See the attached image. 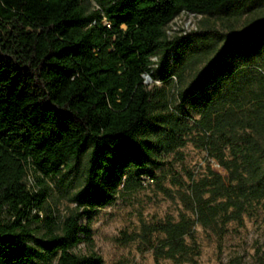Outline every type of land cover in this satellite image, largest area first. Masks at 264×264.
<instances>
[{"label":"trees","instance_id":"1","mask_svg":"<svg viewBox=\"0 0 264 264\" xmlns=\"http://www.w3.org/2000/svg\"><path fill=\"white\" fill-rule=\"evenodd\" d=\"M179 10L223 28L168 36ZM186 139L224 174L183 168L172 190L156 170ZM145 180L180 205L121 231L153 264H196V224L220 237L264 199V0H0V264H102L72 247Z\"/></svg>","mask_w":264,"mask_h":264},{"label":"rangeland","instance_id":"2","mask_svg":"<svg viewBox=\"0 0 264 264\" xmlns=\"http://www.w3.org/2000/svg\"><path fill=\"white\" fill-rule=\"evenodd\" d=\"M89 6L95 5V0H88ZM240 21L235 23L236 26ZM206 26L222 29L219 19L205 13L179 10L164 25L168 36L188 32ZM200 63H198L199 65ZM149 79L145 78V81ZM156 82H158L156 80ZM181 157L168 153L162 158V164L157 172L163 173L161 182L171 188L176 187L169 181V176L176 173L185 181L183 168H189L196 175L202 171L205 164L221 174L224 170L216 164L212 157L206 156L205 151L195 146L191 139H186L178 148ZM27 184L32 183L29 170L25 175ZM50 207L55 216L65 212L71 203L64 199H49ZM179 202L174 196L170 198L158 190L152 181H144L142 187L128 193H118L109 204L97 208L89 219L90 243L79 241L72 249L85 253L93 250L100 255L102 264H112L122 260L125 264H153L150 249L140 250L137 239L122 240V232L138 230L139 221H151L163 218L166 214L176 215ZM225 230L217 237L209 228L194 226V236L198 244L195 255L196 264H264V199L253 203L245 213H242L240 224L228 220ZM162 264L175 263L167 257L159 258Z\"/></svg>","mask_w":264,"mask_h":264},{"label":"water","instance_id":"3","mask_svg":"<svg viewBox=\"0 0 264 264\" xmlns=\"http://www.w3.org/2000/svg\"><path fill=\"white\" fill-rule=\"evenodd\" d=\"M145 78H146V79H148V76H147V75H145Z\"/></svg>","mask_w":264,"mask_h":264}]
</instances>
